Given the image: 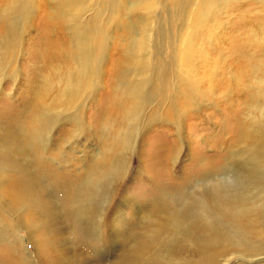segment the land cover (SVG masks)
<instances>
[{
    "label": "rangeland",
    "instance_id": "374dc122",
    "mask_svg": "<svg viewBox=\"0 0 264 264\" xmlns=\"http://www.w3.org/2000/svg\"><path fill=\"white\" fill-rule=\"evenodd\" d=\"M29 1L28 16L12 11L8 22L13 25L25 18V30L14 41L15 48L2 47L8 38L0 31V130L6 127V131L15 118L27 120V114L48 111L50 124L42 126L49 128L48 134L42 129L46 153L39 147L34 157L25 158L42 179L37 177L36 184L44 190L46 206L39 212L32 198L24 208L22 197L14 200L9 208L10 233L16 217L19 223L23 218L34 233L30 239L22 228V235L29 237L24 242L0 238V256L9 259L21 253V264H201L203 260L205 264H254L256 256H264V237L241 234L229 219L220 220L224 233L212 240L190 226L199 219L220 227L216 208L224 204L237 211L242 198H249L245 200L248 205L251 200L264 204V156L258 157L250 141L254 119L264 115V93H260L264 87L260 86L264 80V1L215 0L218 4L207 9L212 19L191 33L194 40L188 62L185 54L178 56L173 43L179 32V21L173 18L177 3L189 0H154L152 11L132 10L129 3L137 0H122L115 4L117 14L113 15L109 9L115 0H99L109 7L103 18L95 17L98 0H90L93 6L77 14L76 21L92 27L101 23L95 30L107 26L108 37L91 35L95 65L100 67L90 77L92 85L78 91L72 108H67L71 97L66 102L61 98L68 79L73 78L75 84L77 77L74 39L60 19L64 12L57 6L59 0ZM127 8L128 21H120L119 15ZM108 20H112L109 26ZM142 20L152 36L155 66L161 63V74L171 77L158 90L151 89L153 94L163 90L151 106L158 107L170 94L171 80L182 86L183 74L194 83L193 104L181 108V129L174 118L167 122L162 116H151L136 125L129 144L118 146L115 137L128 131V104L115 109L113 81L118 77L111 73L115 62L123 65V72L130 70L127 57L120 54L124 51L129 56L136 33L144 28ZM21 27L16 23L10 39H15ZM187 27L184 36L191 31L189 23ZM149 107L144 114H153L154 108ZM167 107L171 114L172 107ZM43 161L49 170L44 167L41 172ZM99 164L103 171L98 170ZM63 183L73 192L69 199L60 191ZM117 209L123 213L119 220H115ZM180 209L185 213L182 228H177L172 218ZM143 241L149 244L145 250H141ZM51 255L55 256L52 263Z\"/></svg>",
    "mask_w": 264,
    "mask_h": 264
},
{
    "label": "bare ground",
    "instance_id": "6f19581e",
    "mask_svg": "<svg viewBox=\"0 0 264 264\" xmlns=\"http://www.w3.org/2000/svg\"><path fill=\"white\" fill-rule=\"evenodd\" d=\"M27 1H29V0H0V31H5V34H3V36L8 38V40L6 41L7 43L3 44V46H2L3 48H6L7 45L12 46L13 48L16 47V42H14V41L16 40V38L20 39V37H21L22 30L25 27L24 26L25 18H23V19L21 18V19L17 20L16 22L12 21L13 25H8V22L10 21L12 11H13V13H16V15H19V16L20 15H23L24 17L28 16V14H25L27 8L29 7V6H27L28 5ZM105 1H107V0H105ZM121 1L122 0H115L114 1L115 3L114 2L113 3H114V5L115 4L119 5V3H121ZM224 1L226 2L228 0H224ZM257 1H264V0H257ZM89 3H90V0H59L58 4L56 3L57 6L61 7L60 11L64 12L63 16L60 17V19H62L61 21L63 22V25L67 29L70 30V31L69 30L68 31L71 34V37L74 39L72 47H73V53L77 59L76 83L74 84L73 78L70 77L68 79V84H67V87L65 88V91H63L61 93V98L64 99L63 102H66L68 100V98L71 97V100H70L67 108L74 107V105L76 104V96H77L79 90H81L82 88H86L87 85H89V87L92 85V79L93 78H90V77L92 74L95 75V72L100 67L98 65L97 66L95 65V62H96V58H95V54H94L95 41H93L91 35L103 33L105 35L106 40L108 37V29L109 28H107V26H105L104 28H100V29L95 30V28H98L97 26L98 25L100 26L101 23L96 22L95 27H92L91 25H88V23L84 24V23H79L76 21L77 20V17H76L77 14H80V13L83 14V12H86L87 10H89V8L91 6H93V4H89ZM101 4L104 7L100 8L102 6ZM107 4H105V2L100 3L99 0L97 3H95V5H94L95 17L101 18L103 16L102 13L104 11L106 12V10L109 9V7H107ZM129 4H130V9H132V10L135 8H140L141 10L152 11V10H154V6H155L154 0H137L136 2L129 3ZM216 4H218V3L215 0H197V1L196 0H189L188 2L184 3L183 5H182L181 1H179L177 3V5L179 7L176 10L175 17L173 16L174 17L173 19H174L175 23H177L179 21V25H178L179 26V28H178L179 32L177 33V36L174 39L173 43H174V45H177L178 56H181V54H185L186 57L188 58L187 61L191 62V55H190L191 54L190 53L191 52V50H190V44L191 43L190 42L192 40L191 33H194V31L197 27H199L200 25L206 24L209 20L212 19V17L211 18L209 17L210 12L207 11V9L211 10L213 7L216 6ZM98 5H100V7H98ZM116 5L113 6L112 9H109V10H111L110 12H112V15L117 14L115 7H118V6H116ZM226 5H227V3H226ZM31 7H33V6H31ZM127 7H128V3H127ZM57 8H59V7H57ZM124 13L125 14L119 15L120 21H122V20L128 21V8ZM82 14H80V15H82ZM108 14H110V13H108ZM170 14H172V13H170ZM75 17H76V19H75ZM112 18H114V17H112ZM196 18H197V20H196ZM187 19H189V20H187ZM142 21H143V23H140V24L144 25V28H141V31L140 32L138 31V33H136L137 37H135L133 39L134 41L131 43V46H133V47L129 53V56H126V53L123 50H122L123 53L120 54L123 58L127 57L126 58L127 61L125 63H127V65H129L130 70L128 72H123V70H121L123 65L121 66L120 63L115 62L116 64L115 63L113 64L114 68L112 69V73H111L112 75L118 77L116 82L113 81V85L115 87V92H116L115 95L117 97V99H116L117 106H115V109H117V110L123 109L128 104V113H127L126 118H125V121L128 119V122H129L128 123V131L125 130L123 132V134H119L118 136L115 137L114 142L118 146H125L126 144H129L130 143L129 138L132 136L133 131L135 130L134 128L136 127V125H139V126L142 125V123L145 122L151 116H154L155 118L156 117L161 118V116H162L163 120H165L167 122L170 121L169 119L172 120V118H174L176 121L175 125L181 129V126H180L181 124L179 122L182 119V116H181L182 111L181 110H183V109H181V108L183 107V105L185 108V107L193 104V97H191V96H192V91H195L194 83L192 80H190L188 75H184L182 73L183 74L182 76L181 75H179V76L177 75V76L178 77L181 76L180 81L181 82L183 81L184 84H181L183 87L179 86V84L172 83L173 81L171 80L170 86L173 87V89L171 87H169L168 91L170 92V94L169 95L167 94V97L164 96L161 103L158 102V104H159L158 107L155 106V108H154L153 106H151L152 104H154L153 102H157V97L160 96L159 92L161 93V91H163L162 89H159L160 91H156L153 94V92H151V89L154 88L155 90H158V87L160 85L161 86L163 85V81L164 80H170L171 77L168 74L164 75L165 73L161 74V71L164 69L163 65L161 63H160V65H158V67L155 66V61H153V59H152V51L150 49L151 45H152V42H151L152 36H151V34H148L146 31V29L148 28L147 27L148 23H146L144 20H142ZM111 22H112V20H111ZM111 22H110V20H108V22H106V25L109 26V24H111ZM16 23H19L20 26H22V27L17 28V30H19V33L15 36V39H13V38L10 39L11 32L14 29H16ZM188 23L190 24L189 28L191 29V31L187 36H184L185 35L184 34V28L187 27ZM124 28L126 29V32L128 35V26L124 27ZM93 30H95V31H93ZM110 30H111V28H110ZM131 32H133V31H131ZM6 33H8V36L6 35ZM113 33H115V32H113ZM173 35L171 34V37ZM182 44L185 45V47ZM119 48H121V47H119ZM172 48H173V46H172ZM131 56H132V58L130 59ZM89 68H91L90 71H89ZM154 73H156V75ZM150 82L153 83V85L150 84ZM261 84H260V86L264 85V80L261 81ZM183 88H185V90ZM196 88H197V86H196ZM260 93H261V95H263L264 87L262 89H260ZM179 100H182V101L178 102ZM163 102H167V105ZM168 104H170V106L173 109L171 114L168 113V111L170 109L169 107H167ZM44 106H46V108H47L50 105L45 104ZM148 106H150L149 107L150 110L154 108L152 110L153 114H149V115L144 114L146 112L145 109L148 108ZM261 112H263V111H261ZM48 115H49L48 111H46V110L44 111V113L38 112L36 114H27V120L29 119L28 121L23 120L20 117H19L20 120L15 118L12 121V123H10V125L7 127L6 131H5L6 127L3 130H0V210H4L6 213H8V215H6L3 211H1V213H0V219H1L0 238H2V239H8V240L9 239H13V240L19 239L20 242L21 241L24 242L25 239H27V238L29 239V237H30V239H32V234L34 233V232L31 233L32 231H30L31 229L29 228V224H27L26 221H23V218H20L21 219L20 223L17 222V220L19 221V217L15 218V221L13 222L14 227L10 233V226L8 224L9 208H11L15 199L22 197L23 199H21L20 201H23L22 207L24 208V205L29 200V198H32L35 205L37 206L39 212H40L41 207L46 206V203H44L42 200V198H45V195L42 196V194H44V190L42 189V187H40V190H38V187L36 184V179H37V177L40 178V176L34 172V170H36V169H33L31 164H29V165L26 164L25 158H26V156L34 157L35 156L34 154L39 153V152H37L39 147H43V152L45 151V153H46L47 147L44 145V142L42 139V133H44L45 131L44 130L42 131V129H47L46 134H48L49 128L48 127L45 128V126L44 127H42V126L50 124L51 119L49 117L50 115L49 116ZM15 116H17V115H15ZM137 120L139 122L138 124L136 123ZM254 120H255V123H254L255 128L253 125V127H252L253 130L251 131V136H253V137L250 141H251L252 147L255 149V151L256 152L258 151V153H256V154H258V157L259 156L261 157V156H264V115H261L259 120H256V119H254ZM20 121L23 122L21 124V126L20 125L18 127L15 126ZM127 132H128V135H126ZM6 136H7V138H6ZM38 139L41 142L38 141ZM39 156H41V155H39ZM117 158L118 157H116L115 159H117ZM101 159L102 160L100 163H102L101 164L102 168H104L103 165L105 163V158L102 157ZM254 159H256V158H254ZM114 160H113V162H116ZM254 162L256 163V161H254ZM263 162H264V160H263ZM46 164L47 163L43 161L42 170H40L41 172L45 171L44 167L47 170H49V168H48V166H46ZM101 169H100V164H99L98 170L100 171ZM101 171H103V170H101ZM64 184L65 183H63V185H61L60 191L63 193V195L65 196L66 199H69L70 195L73 192L71 191L70 186L68 187V184H65L66 186H64ZM64 189H65L66 193H64ZM251 198L253 199L252 196H251ZM246 199H249V198L240 199V201H241V203L239 205L240 208L237 206L239 208V210H237V211L235 210V208H232L233 210L229 209V206H224V204L219 206V207L213 205V206L217 207L215 211H216V214L218 215L219 221L229 219L230 222L232 223V225L235 227V229L237 231H239L241 234H245V235L251 234V235L258 237V238L262 237V236L264 237V204H262V205L256 204V202L254 200H251L249 202L250 204L248 205L247 202H245ZM23 208L19 211V213H18L19 216H21ZM114 212L118 213L115 220H119L118 217L120 215L122 216V214H123L122 211L117 209ZM184 213L182 212V209H180L178 214L172 218V222H173V225L175 227L182 228L180 226L182 224V219L184 218ZM210 215H212V214H210ZM185 216H186V214H185ZM187 216H188V214H187ZM198 220L196 221V219H195V221H192L190 224V226L194 227L195 232L202 231L203 234H204V232H206L211 240L216 239L222 235L223 224L221 221L219 222L220 227H218L213 222H209V221L208 222L207 221L206 222H203V221L199 222ZM200 221H201V219H200ZM186 222L188 223V221H186ZM22 228H25L27 230V233H29V237H24L22 235V233H21ZM164 228L158 229V230L161 231ZM189 233H190V230H189ZM189 233L186 232V234H189ZM41 241H42V239H41ZM141 244H143V245H141L142 246L141 250L142 249L145 250L146 246L149 245L148 243H144V241ZM173 245H174V243H173ZM147 247H149V246H147ZM209 247L210 246L208 244H206V248H209ZM204 248H205V246H204ZM49 252H48V254H49ZM169 252L171 253L170 249L167 251L168 255H169ZM142 253H139V254L142 255ZM9 255H11V254H9ZM20 257H21V253H19V254L17 253L15 256L12 255L9 257V259H5L3 256H0V264H21V262L19 260ZM54 257H55L54 255H51V263H52V258H54ZM256 257H257L256 259H253L251 261L252 263H254V264L264 263V256H256ZM205 259H206V257H205ZM53 264H56L55 261ZM201 264H205V261L203 260L201 262Z\"/></svg>",
    "mask_w": 264,
    "mask_h": 264
}]
</instances>
